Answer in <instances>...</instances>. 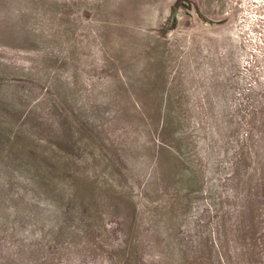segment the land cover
Returning <instances> with one entry per match:
<instances>
[{
  "label": "rangeland",
  "instance_id": "obj_1",
  "mask_svg": "<svg viewBox=\"0 0 264 264\" xmlns=\"http://www.w3.org/2000/svg\"><path fill=\"white\" fill-rule=\"evenodd\" d=\"M0 264H264V0H0Z\"/></svg>",
  "mask_w": 264,
  "mask_h": 264
}]
</instances>
